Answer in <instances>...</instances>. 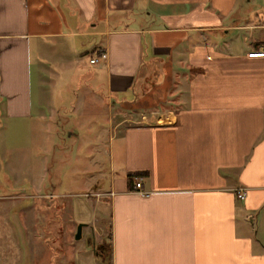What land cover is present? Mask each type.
Instances as JSON below:
<instances>
[{
  "label": "crops",
  "instance_id": "1",
  "mask_svg": "<svg viewBox=\"0 0 264 264\" xmlns=\"http://www.w3.org/2000/svg\"><path fill=\"white\" fill-rule=\"evenodd\" d=\"M260 50L264 0H0V174L13 124L56 136L66 98L52 87L72 71L73 126L92 135L106 110L117 133L92 190L106 262L264 264V58L248 57ZM6 227L5 261L29 264L35 247Z\"/></svg>",
  "mask_w": 264,
  "mask_h": 264
},
{
  "label": "rangeland",
  "instance_id": "2",
  "mask_svg": "<svg viewBox=\"0 0 264 264\" xmlns=\"http://www.w3.org/2000/svg\"><path fill=\"white\" fill-rule=\"evenodd\" d=\"M60 73L52 94L63 96L66 101L61 103L63 107L56 119V136L51 139L50 134L39 132L38 122L13 124L10 133L4 135L10 144V159L6 173L0 174V196L22 194L27 198L7 201L8 209H4L0 199V264L21 263L13 254L5 261L4 249L10 242L5 237L8 222L13 224L15 235L23 233L28 250L35 247V257L28 251L29 264H101L88 241L92 238L96 243L100 239L101 226L104 228L103 256L106 260L108 257V215L103 219L108 211H103L106 208L96 202L100 197L92 190L100 179V183L107 185L110 152L117 133L105 115L106 110L94 118L92 135L73 126L72 95L79 89L76 86L78 78L72 80V71ZM36 82L37 73L34 72V100L37 101ZM73 130L74 136L70 134ZM79 225H83L82 238L77 240ZM93 225L98 230H94ZM31 230L39 234L34 240Z\"/></svg>",
  "mask_w": 264,
  "mask_h": 264
},
{
  "label": "built area",
  "instance_id": "3",
  "mask_svg": "<svg viewBox=\"0 0 264 264\" xmlns=\"http://www.w3.org/2000/svg\"><path fill=\"white\" fill-rule=\"evenodd\" d=\"M249 58H264V50H260V51H252L251 53H249L248 55ZM106 58V55H101L100 57H94L91 59V63L94 64V63H97L100 59H105ZM142 181L139 180V181H136L135 185H134V191L137 192V193H140L144 196H149V193L143 191L142 189ZM246 197V193L245 191H241L239 194H238V198L239 199H245Z\"/></svg>",
  "mask_w": 264,
  "mask_h": 264
},
{
  "label": "water",
  "instance_id": "4",
  "mask_svg": "<svg viewBox=\"0 0 264 264\" xmlns=\"http://www.w3.org/2000/svg\"><path fill=\"white\" fill-rule=\"evenodd\" d=\"M82 229H83V225H79L78 229H77V233H76V239L80 240L82 238ZM92 240V238H89V244L93 247V251L96 255V257H100L103 259V262H106L107 260L104 258L103 256V251H104V246H96V244L94 243V241L92 240V244L90 243V241ZM109 258V253L107 255Z\"/></svg>",
  "mask_w": 264,
  "mask_h": 264
}]
</instances>
